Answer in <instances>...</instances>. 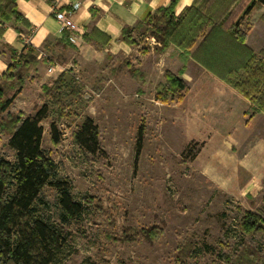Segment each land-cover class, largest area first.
I'll return each instance as SVG.
<instances>
[{
    "label": "rangeland",
    "instance_id": "rangeland-1",
    "mask_svg": "<svg viewBox=\"0 0 264 264\" xmlns=\"http://www.w3.org/2000/svg\"><path fill=\"white\" fill-rule=\"evenodd\" d=\"M147 34L143 28L134 37H146L141 47L154 51L160 44ZM141 47H133L130 57L122 56L119 61L106 59L90 77L81 68L76 69L78 72L65 69L66 79L73 78L82 87L68 118L57 116L39 84L30 87L27 96L18 98L11 108L12 112L30 114L34 106H47L48 117L41 122L43 147L53 151L60 177L72 184L75 198L96 197L114 222L110 224L107 214L86 212L73 225V236L60 254L59 264H119L120 260L127 264H175L178 246L183 242H192L197 248L196 254L186 260L188 264H222L223 253L239 250L248 240L237 234L242 210L264 212V180L259 192L234 196L223 190L217 179L208 176V170L222 169L216 134L200 131L193 138L179 120L189 112L188 104L177 103L178 95L168 103L156 98V82H165L167 70L179 75L182 62L168 57L148 76L151 81L144 88L139 79H134L131 70L141 74L147 70L140 61ZM155 54L152 56L157 59ZM154 59H149V66L153 67ZM61 61L65 62L64 55L51 56V63ZM187 67L180 77L189 91L204 96L232 91L227 84L210 90L211 73L195 62ZM86 118L101 130L102 152L98 155L87 156L73 142V132ZM52 122L57 123L63 136L57 148L50 138ZM141 125L145 126L143 148L137 155L135 140ZM5 143L6 138L0 140V157L13 160L14 153L4 148ZM45 193L55 201V190L48 187ZM130 226H159L164 235L155 243L140 238L119 243L106 237L111 232L121 234L122 228Z\"/></svg>",
    "mask_w": 264,
    "mask_h": 264
},
{
    "label": "trees",
    "instance_id": "trees-1",
    "mask_svg": "<svg viewBox=\"0 0 264 264\" xmlns=\"http://www.w3.org/2000/svg\"><path fill=\"white\" fill-rule=\"evenodd\" d=\"M16 2L0 0V43L6 24L30 26L18 13ZM176 2L173 0L141 23L147 35L160 44L154 47L156 54L171 46L181 52L179 75L167 70L165 82L156 86V98L162 103H168L175 95H178L177 103L184 99L189 86L180 75L192 60L251 102L245 113L248 122L264 113V47L256 53L247 42L251 29L248 16L255 7H264V0H194L180 16L174 13ZM133 32L139 33L140 27L124 29L123 40L139 48L146 37L139 40ZM69 35L64 29L57 44L69 43ZM83 38L88 42L95 40L98 49L109 44V38L96 30ZM7 49L11 63L0 76V140L6 138L3 146L14 154L13 160L0 157V264H59L60 254L73 236V225L86 212L107 214L110 224L114 222L96 197L75 198L72 184L60 177L53 151L43 147L41 122L48 117L47 106H34L30 114L11 111L30 77V70L39 64L40 51L31 45L20 53L11 47ZM149 52V47H141L142 54ZM108 56L113 58L110 53ZM40 61L44 62L45 58ZM130 72L135 78H143L135 70ZM41 91L51 100L57 116L68 118L74 100L81 97L82 87L73 78L67 80L64 72L51 84L42 85ZM144 131L145 126L141 125L135 140L137 155L143 148ZM50 138L55 148L62 145L63 136L55 122L50 124ZM100 140L101 130L90 118L73 132V142L87 156L102 152ZM48 187L56 192L54 202L45 193ZM237 234L240 239L248 240L240 244L239 250L223 253L222 264H264V212L242 210ZM163 235L164 229L159 226H130L122 228L121 234L111 232L106 237L119 243L139 238L155 243ZM196 252L194 243L183 242L178 246L174 263L188 264L186 260ZM118 263L127 264L121 260Z\"/></svg>",
    "mask_w": 264,
    "mask_h": 264
},
{
    "label": "crops",
    "instance_id": "crops-1",
    "mask_svg": "<svg viewBox=\"0 0 264 264\" xmlns=\"http://www.w3.org/2000/svg\"><path fill=\"white\" fill-rule=\"evenodd\" d=\"M172 1L17 0V11L30 26L27 28L16 27L12 23L4 24L5 32L0 43V76L11 63L7 47L20 53L26 50V46L31 45L40 51L37 57L39 64L30 70V77L16 100L24 95L27 96L26 91L34 84H39L41 88L42 85L49 84L52 80L55 81L65 69L76 71L81 68L84 74L90 77L92 70L96 66L105 64L106 59L119 61L122 56L130 57L129 53L134 48L123 40V30L140 27L141 31L145 28L141 26V23L149 15L168 7ZM193 2L194 0H177L175 15L180 16L183 10L191 6ZM76 4H79L78 8L74 7ZM61 12L65 13L75 26L73 30L68 31L69 37L75 38V41L64 42L67 46L64 43L57 44L63 38V28L56 17L57 13ZM248 18L251 29L247 42L256 53H259L264 47V7H255ZM0 25H2L1 22ZM93 30L109 38V44L98 49L95 40L85 41L83 35H90ZM133 35L138 36V33L133 32ZM46 42L47 45H45ZM150 52L147 55H141L138 51L141 64L147 69L142 74L143 78L134 77L141 81L142 88L151 81L148 76L151 77L155 70H159L168 57L176 62L180 61L178 59L180 50L175 46H171L158 55L153 49ZM108 53L113 58L110 59ZM153 54L157 59H154ZM61 55H64L65 62H50L51 56ZM43 57L44 62L40 61ZM150 58L154 59L153 67L149 66ZM146 60H149V63ZM192 62L194 61L191 60L189 63L192 64ZM113 70L115 72V69ZM209 80L210 90L213 87L218 90L226 87V84L213 74L209 76ZM159 83L160 81H157L156 86ZM227 87L232 91L228 93L215 91L207 96L189 91L180 103L188 104L189 112L181 116L179 120L183 128L194 135L193 138H197L196 133L200 131L206 134L210 132L216 134L220 144L218 148L216 145L213 147L218 150L217 156L222 169L218 172L208 170L210 172L208 176L217 179L223 190L234 196L259 192L261 182L263 183L264 180V133L262 131L264 130V113L257 114L248 122L245 113L250 109L251 102L230 86L227 85ZM210 145L211 143L208 146Z\"/></svg>",
    "mask_w": 264,
    "mask_h": 264
},
{
    "label": "built area",
    "instance_id": "built-area-1",
    "mask_svg": "<svg viewBox=\"0 0 264 264\" xmlns=\"http://www.w3.org/2000/svg\"><path fill=\"white\" fill-rule=\"evenodd\" d=\"M74 7L78 8L79 4H76ZM56 17L61 22L63 30L71 31L75 28L73 21L65 13H57ZM69 40L74 42L75 38L69 37Z\"/></svg>",
    "mask_w": 264,
    "mask_h": 264
}]
</instances>
